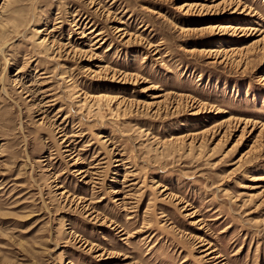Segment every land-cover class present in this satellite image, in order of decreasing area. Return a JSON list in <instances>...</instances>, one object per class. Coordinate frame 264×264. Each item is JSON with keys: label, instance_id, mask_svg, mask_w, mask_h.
I'll return each instance as SVG.
<instances>
[{"label": "rangeland", "instance_id": "rangeland-1", "mask_svg": "<svg viewBox=\"0 0 264 264\" xmlns=\"http://www.w3.org/2000/svg\"><path fill=\"white\" fill-rule=\"evenodd\" d=\"M230 1L0 0V264H264V0Z\"/></svg>", "mask_w": 264, "mask_h": 264}, {"label": "bare ground", "instance_id": "bare-ground-1", "mask_svg": "<svg viewBox=\"0 0 264 264\" xmlns=\"http://www.w3.org/2000/svg\"><path fill=\"white\" fill-rule=\"evenodd\" d=\"M228 1H230V0H228ZM227 2V1H226ZM231 2V1H230ZM234 4V9H233V11H238L239 10V4L238 3H233ZM217 6H219V3H217V4H208V3H204L203 1H192V2H183L182 3V7L184 8V9H186L185 11L187 12V13H193V14H198V15H201V16H203V15H206V14H210V12H212L213 10H215L216 11V8H218ZM185 12V13H186ZM214 12V11H213ZM218 12V11H217ZM230 27V26H229ZM225 27V28H222V29H224V30H229L230 32H231V34L232 35H235V34H239V32H242L244 29L242 28H240V27H235V26H233V27ZM120 30H122L121 28H119L118 30H117V32L118 31H120ZM246 30V29H245ZM251 30H253V28L251 29ZM92 32H94L93 31V29L91 30V31H89L88 32V34H91ZM123 34V33H122ZM84 35V34H83ZM101 35V33H96L95 35H93V37L95 38V37H98V38H96V41H94V42H99L100 40H101V38H99V36ZM103 41V40H102ZM188 50V52H193V51H195V48L194 47H192V48H188L187 49ZM216 57V56H215ZM217 60L218 58H214V60ZM215 60V61H216ZM61 135H63V134H61ZM101 136V135H100ZM69 151V150H68ZM80 172H82V171H80ZM114 192H117V190H115ZM218 256H216V257H211V258H217ZM208 262V264H217L218 262H216V261H214V259H211V260H208L207 261Z\"/></svg>", "mask_w": 264, "mask_h": 264}]
</instances>
